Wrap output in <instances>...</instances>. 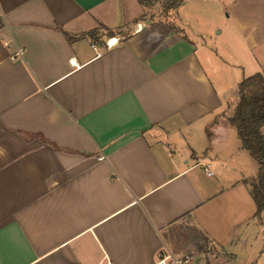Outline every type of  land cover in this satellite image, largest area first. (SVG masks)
Here are the masks:
<instances>
[{
  "label": "crops",
  "instance_id": "1",
  "mask_svg": "<svg viewBox=\"0 0 264 264\" xmlns=\"http://www.w3.org/2000/svg\"><path fill=\"white\" fill-rule=\"evenodd\" d=\"M196 1L169 24L140 0H0V264H156L164 247L199 264L201 242L223 254L206 264H264L260 163L187 33H204ZM228 7L257 42L264 0Z\"/></svg>",
  "mask_w": 264,
  "mask_h": 264
},
{
  "label": "rangeland",
  "instance_id": "2",
  "mask_svg": "<svg viewBox=\"0 0 264 264\" xmlns=\"http://www.w3.org/2000/svg\"><path fill=\"white\" fill-rule=\"evenodd\" d=\"M140 1L144 5L150 6L143 20H162L169 24H176L178 0ZM229 2L230 0H197L196 4H192V7L198 10V13L189 14L195 18L200 28L198 30L204 33L194 34L189 23L186 24V30L196 42L200 60L218 91L224 90L231 103H234L237 98L238 105L240 83L258 73L264 77V21H262L264 12L255 13L263 24V28H259L257 35L254 36L258 41L252 42L251 38H247L245 33L239 30L231 14V9L228 7ZM191 21L195 24L193 19ZM198 30L197 32H199ZM218 30H221L220 33ZM244 31L248 32L247 29ZM109 34L102 32L100 36L108 38ZM247 35L249 36V34ZM254 88L251 89V93L255 91ZM190 236L191 232L184 229L180 232L179 238L186 240ZM200 244L204 251L199 264H206L207 261L214 258L216 253L223 255L221 251L215 250L207 243L201 242ZM195 253L198 252L195 250Z\"/></svg>",
  "mask_w": 264,
  "mask_h": 264
},
{
  "label": "trees",
  "instance_id": "3",
  "mask_svg": "<svg viewBox=\"0 0 264 264\" xmlns=\"http://www.w3.org/2000/svg\"><path fill=\"white\" fill-rule=\"evenodd\" d=\"M253 88L255 91L251 93ZM239 93L232 122L238 128L243 147L260 163L258 181L252 189L260 213L264 210V77L258 73L244 79L239 85Z\"/></svg>",
  "mask_w": 264,
  "mask_h": 264
},
{
  "label": "built area",
  "instance_id": "4",
  "mask_svg": "<svg viewBox=\"0 0 264 264\" xmlns=\"http://www.w3.org/2000/svg\"><path fill=\"white\" fill-rule=\"evenodd\" d=\"M116 44L117 39L110 38L107 40L105 48H111ZM192 261L191 256L187 254H176L167 247L160 249L156 255V264H191Z\"/></svg>",
  "mask_w": 264,
  "mask_h": 264
}]
</instances>
